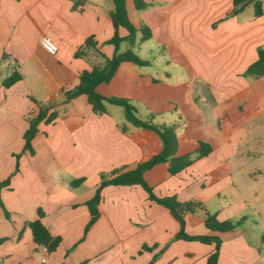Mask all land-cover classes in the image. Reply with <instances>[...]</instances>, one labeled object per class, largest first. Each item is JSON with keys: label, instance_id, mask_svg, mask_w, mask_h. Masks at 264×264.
I'll list each match as a JSON object with an SVG mask.
<instances>
[{"label": "crops", "instance_id": "1", "mask_svg": "<svg viewBox=\"0 0 264 264\" xmlns=\"http://www.w3.org/2000/svg\"><path fill=\"white\" fill-rule=\"evenodd\" d=\"M145 2L144 10L126 3L133 25L152 31L142 43L139 32L133 49L155 39L166 49L162 66L157 58H142L149 66L122 63L97 91L130 99L143 119L154 114L155 124L179 121V156L195 158L200 142L212 146L176 175L158 164L145 179L159 197L200 204L186 214L185 232L220 237L218 264H264V76L245 77L264 46V15L255 17L253 4L235 15L233 0ZM113 9V0H0V183L11 176L0 191V264H149L155 257L153 264H207L215 252V244L177 239L179 222L139 185L104 188L99 219L85 234L86 203L101 173L133 169L163 147L155 131L128 123L120 106L107 103V113L98 115L85 95L65 101L84 70L104 66L94 48L76 55L87 39L114 55ZM44 35L57 44L56 55L40 45ZM129 48L124 41L120 52ZM15 73L22 79L5 87ZM42 105H52L58 118L38 126L33 154L23 152L29 118ZM39 210L50 233L62 238L53 253L34 242L27 226ZM207 213L248 220L212 232Z\"/></svg>", "mask_w": 264, "mask_h": 264}, {"label": "trees", "instance_id": "2", "mask_svg": "<svg viewBox=\"0 0 264 264\" xmlns=\"http://www.w3.org/2000/svg\"><path fill=\"white\" fill-rule=\"evenodd\" d=\"M134 6L137 10H144L148 7L145 0H133ZM114 9L110 12V17L114 26V36L109 41V44L115 48V53L112 57L105 56L97 47L93 37L87 39L85 45L77 52V56L84 55V48H94L101 54L104 59V66H95L91 70H84L80 74L79 84L65 92V101L69 102L81 95L87 97L88 103L91 105L94 113L98 115L106 114V104H112L120 106L124 109L125 119L128 123L136 127L143 128L144 130L155 131L162 140V150L152 156L150 159L140 162L133 169H127L126 167L116 168L110 172H103L100 175V183L96 188L94 196L87 201L86 206L88 207L91 218L85 227V234L89 231L93 224L99 219L100 216V205L102 202V192L104 188L108 186H141L149 195V199L154 201L165 208H167L175 219L179 222L180 231L177 235V239L185 240H197L207 244H215V252L208 258L207 264H218V258L221 248V239L214 235H201V236H190L185 232V216L188 213H194L199 209L200 204L196 202H180L176 197H159L155 194L153 188L148 184L145 179V172L153 168L158 164H168V170L171 175H176L181 171L191 166L195 159L203 158L208 156L213 148L210 144L200 142L199 147L196 151L195 158L192 155L179 156V142L177 131L181 126L179 121L173 123H162L155 124L153 122L154 114H149L146 119L139 116V111L130 99L122 97H106L101 95L97 91V87L103 83H109L116 75L120 65L125 62H130L138 66H149L150 61L142 59L135 51L134 46L137 40V35L141 32L142 36L140 42H145L152 37V31L148 26L136 28L131 22L127 10V0H113ZM234 10L233 14L244 11L249 5L254 6V16L260 17L264 15L262 0H233ZM124 28L127 30L128 35L122 37L119 34V29ZM128 41L130 48L124 52H120L121 43ZM264 76V46L258 49V59L251 64L246 73L245 77L257 79ZM22 76L15 73L11 77L4 81L5 87H10L17 81L21 80ZM52 105H42L39 107L38 114L35 117L29 118V127L24 134L25 146L24 151L34 153L32 147V141L38 132V126L41 123L52 124L58 118V112L53 110ZM122 130L126 132L125 126ZM21 154L16 155L17 160ZM18 170V163L16 171ZM11 176L5 181L0 183V191L4 187L10 185ZM85 179H77L72 182L73 187L80 186ZM0 206L3 207L1 198ZM7 218L10 216L8 211L4 209ZM39 218L34 221L28 222L27 226L31 229L33 240L38 246L45 247L49 253H53L59 247L62 238L60 236H53L49 229L42 222L44 213L42 210L38 212ZM248 220V217H243L239 220L229 219L225 221L218 220L215 214L207 213L206 215V227L212 232H228L235 230L240 227ZM5 241L2 239L1 242ZM147 246L144 250H152ZM156 257L149 263L153 264Z\"/></svg>", "mask_w": 264, "mask_h": 264}, {"label": "rangeland", "instance_id": "3", "mask_svg": "<svg viewBox=\"0 0 264 264\" xmlns=\"http://www.w3.org/2000/svg\"><path fill=\"white\" fill-rule=\"evenodd\" d=\"M155 41H156L155 39H153L152 41H149L148 43L145 44V46H142L139 51L137 50L135 52H137V54L141 58H147L149 60H153L154 58H157L155 60V65L158 68V67L162 66V61H163L162 59H160V56L163 55L161 52H163V50L165 52L166 49H163V47ZM124 47H125V44L122 45V49H124ZM8 218H10V217H8ZM9 262H11V261H9Z\"/></svg>", "mask_w": 264, "mask_h": 264}, {"label": "built area", "instance_id": "4", "mask_svg": "<svg viewBox=\"0 0 264 264\" xmlns=\"http://www.w3.org/2000/svg\"><path fill=\"white\" fill-rule=\"evenodd\" d=\"M40 45L47 53L54 56L57 54L59 48L57 44L48 36L44 35L40 38ZM48 251V250H47Z\"/></svg>", "mask_w": 264, "mask_h": 264}]
</instances>
